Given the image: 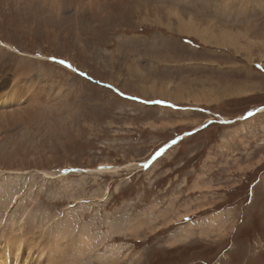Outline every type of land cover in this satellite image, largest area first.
Returning <instances> with one entry per match:
<instances>
[{
	"label": "rangeland",
	"instance_id": "374dc122",
	"mask_svg": "<svg viewBox=\"0 0 264 264\" xmlns=\"http://www.w3.org/2000/svg\"><path fill=\"white\" fill-rule=\"evenodd\" d=\"M86 2L0 0V264H264V0Z\"/></svg>",
	"mask_w": 264,
	"mask_h": 264
},
{
	"label": "bare ground",
	"instance_id": "6f19581e",
	"mask_svg": "<svg viewBox=\"0 0 264 264\" xmlns=\"http://www.w3.org/2000/svg\"><path fill=\"white\" fill-rule=\"evenodd\" d=\"M48 3H50V6H52L53 7V5L54 6H59V7H61V6H66V5H68L69 3H73L74 5H76L77 3H78V1L79 0H52L53 2H51L50 0H46ZM92 1H97V0H87V2L85 3V5L83 6V8H86L87 7V4H89V3H92ZM44 2V1H43ZM45 3V2H44ZM76 7V6H75ZM179 21H181V20H179ZM187 24V23H186ZM184 30V29H183ZM227 32H228V30H227ZM230 36H231V34H230ZM21 71V70H20ZM12 72H14V71H12ZM17 76H19V75H17ZM19 78V77H18ZM32 82V81H31ZM13 83V82H12ZM11 84V83H10ZM32 84V83H31ZM19 85V84H18ZM26 85V84H25ZM28 86H29V83H28ZM27 86V87H28ZM26 87V88H27ZM154 88V87H153ZM27 90V89H26ZM161 90H163V89H161ZM32 91V90H31ZM0 92H3V89H2V91H0ZM160 93V92H159ZM2 93H0V95H1ZM9 95H13L12 93H6V94H3V97H0V104H6V102L9 100ZM34 98V97H33ZM19 111H21V110H18V111H15V110H10V111H7V112H0V121H3V120H5L7 117H10V118H12L13 117V115L15 114V113H17V112H19ZM17 116V115H16ZM21 116V115H20ZM14 119V118H13ZM224 119V118H223ZM106 167V166H105ZM1 225V224H0ZM12 230H13V228H12ZM15 231V230H14ZM13 233V232H12ZM19 234V233H18ZM55 237H57V236H55ZM10 238H12V237H10ZM40 238V237H39ZM61 238V237H60ZM65 238V237H64ZM64 240V239H63ZM20 241H22V240H20ZM50 241V240H49ZM59 243V242H58ZM54 247V246H53ZM65 255V254H64ZM14 262V261H13ZM16 262V261H15ZM7 263H9V262H7ZM52 264H54V262L52 263Z\"/></svg>",
	"mask_w": 264,
	"mask_h": 264
},
{
	"label": "snow or ice",
	"instance_id": "6c2138e0",
	"mask_svg": "<svg viewBox=\"0 0 264 264\" xmlns=\"http://www.w3.org/2000/svg\"><path fill=\"white\" fill-rule=\"evenodd\" d=\"M59 63L66 64V61L61 60V61H59ZM68 66L70 67V65H68ZM157 102L159 103V101H157ZM249 115H251V113H249ZM210 123H211V121H209V124ZM172 143L175 144L176 143V140H173ZM160 152H163V149H161ZM160 152H158L157 155H159ZM185 219H187V217H185Z\"/></svg>",
	"mask_w": 264,
	"mask_h": 264
}]
</instances>
